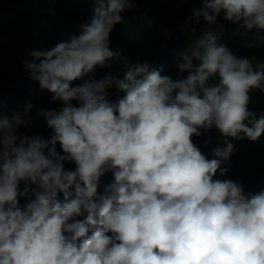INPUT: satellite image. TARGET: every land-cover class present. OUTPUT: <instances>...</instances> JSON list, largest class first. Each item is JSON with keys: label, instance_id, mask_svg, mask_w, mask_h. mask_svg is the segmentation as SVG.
Segmentation results:
<instances>
[{"label": "clouds", "instance_id": "1", "mask_svg": "<svg viewBox=\"0 0 264 264\" xmlns=\"http://www.w3.org/2000/svg\"><path fill=\"white\" fill-rule=\"evenodd\" d=\"M92 3L79 35L22 62L62 102L39 110L51 135L17 134L31 102L0 113V264H264V189L213 179L228 171L229 137L264 134V113L249 108L250 93H264V60L219 42L218 18L245 29V47L264 45V0H200L189 22L202 16L206 26L175 53V78L111 49L134 0ZM109 61L123 64V77L94 79ZM113 87L124 95L110 100ZM213 127L223 139L208 158L192 137ZM109 171L114 179L98 193Z\"/></svg>", "mask_w": 264, "mask_h": 264}, {"label": "trees", "instance_id": "2", "mask_svg": "<svg viewBox=\"0 0 264 264\" xmlns=\"http://www.w3.org/2000/svg\"><path fill=\"white\" fill-rule=\"evenodd\" d=\"M92 6V0H0V113L11 115L12 110L18 108L22 111L25 102L33 105L28 113L30 123L20 127L17 134L39 135L47 139L51 129L46 126L39 110L62 106L61 101L51 99L53 93L39 89L38 82L30 78L22 62L32 59L28 55L30 50H48L69 40L72 35H79L81 24L91 21ZM200 6V0H134L133 8L122 13L124 22L115 25L110 33V47L119 50L129 64L139 60L156 68L163 65V74L175 78V53L200 38L201 30L206 26L202 16L199 22H189L192 9ZM218 22L225 25L219 42L226 43L238 56L264 60V45L245 47L240 35L245 29L238 30L236 24L224 21L223 14ZM165 32L170 33L169 38L165 37ZM254 32L247 33L249 39ZM124 71L126 69L120 61H109L104 67L96 66L94 79H102L107 73L122 78ZM80 83L82 80H74L70 86ZM108 92L110 100L124 95L114 87ZM250 96V110L264 113V93L253 90ZM76 103L73 101L74 105ZM201 133L199 137L193 136L192 141L208 158H213L211 151L223 137L215 127L206 131L201 129ZM228 139L235 147L229 161L221 165L228 171L221 176L218 170L213 179L239 181L245 192L264 189V134L256 141ZM56 147L58 152L61 151L59 144ZM65 167L75 169L71 162H65ZM113 179L112 173L106 172L99 180L98 193H103L104 186ZM20 188L22 190L23 183ZM59 198L62 199V194ZM18 200L20 205L27 202L24 197H18Z\"/></svg>", "mask_w": 264, "mask_h": 264}]
</instances>
